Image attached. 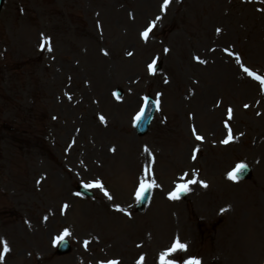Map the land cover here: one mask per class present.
I'll return each instance as SVG.
<instances>
[{
  "label": "rangeland",
  "instance_id": "374dc122",
  "mask_svg": "<svg viewBox=\"0 0 264 264\" xmlns=\"http://www.w3.org/2000/svg\"><path fill=\"white\" fill-rule=\"evenodd\" d=\"M162 4L3 0L0 264H160L177 238L176 263L264 264V86L241 68L264 77V0ZM148 95L158 109L138 135ZM241 163L252 176L229 180ZM181 176L208 186L170 200ZM96 180L112 200L78 193ZM141 180L158 186L139 212ZM66 229L72 250L59 255Z\"/></svg>",
  "mask_w": 264,
  "mask_h": 264
},
{
  "label": "snow or ice",
  "instance_id": "6c2138e0",
  "mask_svg": "<svg viewBox=\"0 0 264 264\" xmlns=\"http://www.w3.org/2000/svg\"><path fill=\"white\" fill-rule=\"evenodd\" d=\"M171 3V0H163V4L161 5V10H167V8L169 7ZM159 19V17L157 18ZM155 27V22H153L150 26H148L146 28V30L144 32L141 33L142 38L147 42L148 38H149V34L153 31V28ZM220 30L217 29V32H219ZM43 45L42 46H46L50 44V41L47 38H43ZM48 51H52L51 47H48ZM105 55H107V52H105ZM129 55H132V53H129ZM229 56L232 55L231 52L228 53ZM195 59L199 62V63H206V61L201 60L199 57H195ZM237 62L239 63L240 58L237 56L236 57ZM241 68L243 69V71L250 77H252L254 80L259 81L261 86H264V77L257 75L254 71L250 70L247 67H244L243 64H241ZM148 70L150 73L154 74L155 72V68H154V64H149L148 65ZM115 95V94H114ZM146 99V98H145ZM245 107L247 108L248 105H245ZM143 116V110H141L140 113H138L136 115V117L134 118L136 121H139L140 119H142ZM228 118L229 120L232 119V109L228 110ZM101 120V122H105V118L103 116H101L99 118ZM226 128H228V138L223 140L222 143L227 144L229 143V141L233 138L232 137V132H231V128L228 127V125H225ZM193 135L195 136V139L197 141H202L203 137L198 135L196 133V129L193 128ZM114 151V149H113ZM145 152H148V155L151 156L152 154L148 151L147 147H145L144 149ZM198 151V150H197ZM195 155H193V159H195ZM246 165L244 164H237L235 169L232 172L228 173V179L229 180H233L235 181L237 179V176L239 173H241L244 169H245ZM180 180L182 181L181 183H178L175 187V189L170 192L168 194V198L170 200H177L180 197L181 193H186L188 192L189 189V185L190 184H196V183H200L202 187H207L208 185L204 182V181H197L196 179H191V180H186L185 176H181ZM154 186H158L156 184V182L153 180L150 183H146L144 182V180H141L139 182V186L135 192V198L136 200L142 201L144 199L145 193L148 192L151 188H153ZM85 187L88 188H98L100 189L104 196L107 197V199L112 200L113 197L112 195L109 193V191L106 189V187L104 186V184L99 181L96 180L91 184H87L85 185ZM79 195V194H77ZM68 207V205H64V208L66 209ZM116 210L119 212H124V209L120 208L119 206L116 207ZM224 211V210H222ZM70 235V233L68 232V230L66 229L64 232V235L58 238L59 240H63L64 236H68ZM88 242L85 241V246L87 247ZM0 245H2V252H0V260L4 259V254L8 253L10 251L9 246L7 241L4 240H0ZM187 251V245L184 243H181L180 240L177 238L172 245L170 246V248L164 252L161 253L160 255V264H176L177 259H179V254L182 252ZM143 261V257L140 258V261H138V264H141V262ZM110 264H119L118 261H112L110 262ZM184 264H200V262L196 259H188L184 262Z\"/></svg>",
  "mask_w": 264,
  "mask_h": 264
},
{
  "label": "water",
  "instance_id": "95a60500",
  "mask_svg": "<svg viewBox=\"0 0 264 264\" xmlns=\"http://www.w3.org/2000/svg\"><path fill=\"white\" fill-rule=\"evenodd\" d=\"M2 0H0V5H1ZM154 110H155V105L152 102L151 98H149L146 109L143 112V116L142 119H140L137 122V129L139 134H144L147 132L148 130V126L150 124V120L154 114ZM250 176V167L246 166L245 169L239 173V177L241 178H246ZM80 191L87 196H92V192H90L88 189H85L83 187H79ZM150 199V190L148 192L145 193L144 199L142 201L139 202L137 208L139 210H143V208L146 206V204L148 203ZM70 250V246L67 240L62 241L61 246H60V251L61 252H66Z\"/></svg>",
  "mask_w": 264,
  "mask_h": 264
}]
</instances>
